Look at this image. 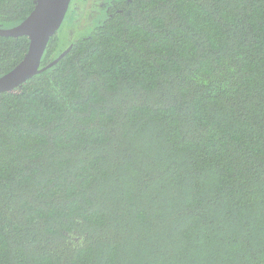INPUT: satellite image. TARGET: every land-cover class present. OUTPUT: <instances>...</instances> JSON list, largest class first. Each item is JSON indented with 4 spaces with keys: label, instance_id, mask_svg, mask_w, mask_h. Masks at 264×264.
<instances>
[{
    "label": "trees",
    "instance_id": "trees-1",
    "mask_svg": "<svg viewBox=\"0 0 264 264\" xmlns=\"http://www.w3.org/2000/svg\"><path fill=\"white\" fill-rule=\"evenodd\" d=\"M108 13L0 94V264H264V0ZM29 45L0 37V77Z\"/></svg>",
    "mask_w": 264,
    "mask_h": 264
},
{
    "label": "water",
    "instance_id": "water-1",
    "mask_svg": "<svg viewBox=\"0 0 264 264\" xmlns=\"http://www.w3.org/2000/svg\"><path fill=\"white\" fill-rule=\"evenodd\" d=\"M72 0H38L33 12L18 26L0 28V37H28L29 50L12 71L0 77V94L12 93L41 71L42 59L51 39L62 28Z\"/></svg>",
    "mask_w": 264,
    "mask_h": 264
},
{
    "label": "rangeland",
    "instance_id": "rangeland-1",
    "mask_svg": "<svg viewBox=\"0 0 264 264\" xmlns=\"http://www.w3.org/2000/svg\"><path fill=\"white\" fill-rule=\"evenodd\" d=\"M115 1L123 0H73L68 16L56 35L60 52L71 50L78 40L103 26Z\"/></svg>",
    "mask_w": 264,
    "mask_h": 264
},
{
    "label": "flooded vegetation",
    "instance_id": "flooded-vegetation-1",
    "mask_svg": "<svg viewBox=\"0 0 264 264\" xmlns=\"http://www.w3.org/2000/svg\"><path fill=\"white\" fill-rule=\"evenodd\" d=\"M73 1V0H72ZM71 5H72V3H71ZM70 8H71V6H70ZM70 11V10H69ZM69 13V12H68ZM68 15V14H67Z\"/></svg>",
    "mask_w": 264,
    "mask_h": 264
},
{
    "label": "snow or ice",
    "instance_id": "snow-or-ice-1",
    "mask_svg": "<svg viewBox=\"0 0 264 264\" xmlns=\"http://www.w3.org/2000/svg\"><path fill=\"white\" fill-rule=\"evenodd\" d=\"M0 81H4V80L0 79Z\"/></svg>",
    "mask_w": 264,
    "mask_h": 264
}]
</instances>
